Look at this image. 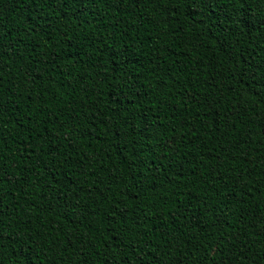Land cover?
Masks as SVG:
<instances>
[{
  "label": "trees",
  "instance_id": "16d2710c",
  "mask_svg": "<svg viewBox=\"0 0 264 264\" xmlns=\"http://www.w3.org/2000/svg\"><path fill=\"white\" fill-rule=\"evenodd\" d=\"M216 4L0 0V264H264V0Z\"/></svg>",
  "mask_w": 264,
  "mask_h": 264
},
{
  "label": "snow or ice",
  "instance_id": "6c2138e0",
  "mask_svg": "<svg viewBox=\"0 0 264 264\" xmlns=\"http://www.w3.org/2000/svg\"><path fill=\"white\" fill-rule=\"evenodd\" d=\"M54 2H58V4L62 6V5L68 4L70 0H54ZM201 6L211 9L218 5L216 4V0H201ZM221 12H223V9H221ZM241 23H243V18L241 19ZM4 111H8V108L3 102H0V113ZM122 211H126V209Z\"/></svg>",
  "mask_w": 264,
  "mask_h": 264
}]
</instances>
